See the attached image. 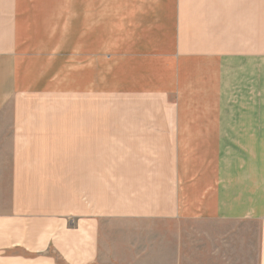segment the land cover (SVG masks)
Segmentation results:
<instances>
[{
  "label": "crops",
  "instance_id": "obj_1",
  "mask_svg": "<svg viewBox=\"0 0 264 264\" xmlns=\"http://www.w3.org/2000/svg\"><path fill=\"white\" fill-rule=\"evenodd\" d=\"M0 185L67 264H264V0H0Z\"/></svg>",
  "mask_w": 264,
  "mask_h": 264
},
{
  "label": "rangeland",
  "instance_id": "obj_2",
  "mask_svg": "<svg viewBox=\"0 0 264 264\" xmlns=\"http://www.w3.org/2000/svg\"><path fill=\"white\" fill-rule=\"evenodd\" d=\"M70 107L71 105L66 98H15L13 109L8 106L4 112H13V114L21 112L27 115L47 112L69 113ZM89 107L94 113H117L118 105L116 100L96 99L94 104ZM4 123H9V118ZM101 187L103 188V185L95 186V192L93 191L92 194L91 199H94V207L96 208L94 215L96 224L91 223L89 226L96 230L95 232L99 237L102 236V226L103 221H105L102 217L96 215L102 209L100 202H97L102 194ZM106 187L116 190V186ZM126 187L128 189L129 186ZM6 192H8V186L0 185V213H3L2 208L9 204V201L5 200ZM62 195L68 198L69 194L63 193ZM62 206V212H68L69 201L63 200ZM14 216L20 215L15 214ZM23 219L24 221L18 217L10 218V221L14 220L19 224V227L18 225L15 226L13 235H9L8 238L5 233L0 232V263H5V257L11 255L17 258L15 261L18 264H67L64 258L68 259L66 249L69 247L70 218L62 215L58 218V221L52 222H49L47 218H29L25 216ZM5 224H7L6 218L0 216V228L3 227L4 230ZM112 237L116 239V233L112 234Z\"/></svg>",
  "mask_w": 264,
  "mask_h": 264
}]
</instances>
